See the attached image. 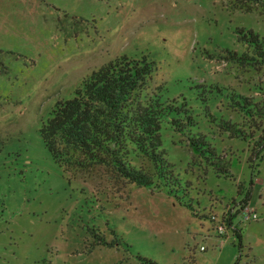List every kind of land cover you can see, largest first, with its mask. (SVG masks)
<instances>
[{
	"label": "rangeland",
	"instance_id": "1",
	"mask_svg": "<svg viewBox=\"0 0 264 264\" xmlns=\"http://www.w3.org/2000/svg\"><path fill=\"white\" fill-rule=\"evenodd\" d=\"M245 31L264 39V16L229 0H0V264H143L138 257L264 264V209L257 221L239 224L240 243L231 232L214 235L207 220L234 202L222 189L248 188L236 181L242 164L260 165L247 160L248 142L224 133L239 121L223 105L229 92L249 96L264 83V64L254 70L229 61L246 51ZM120 56L156 65L149 95L160 87L162 98L182 96L200 108L196 100L205 96L211 105L216 96L213 116L193 111L191 132L206 138L221 170L209 164L212 155L191 152L186 122L161 131L180 184L176 197L133 185L107 189L93 171L64 174L53 164L41 123L84 78ZM213 84L229 91H211Z\"/></svg>",
	"mask_w": 264,
	"mask_h": 264
},
{
	"label": "trees",
	"instance_id": "2",
	"mask_svg": "<svg viewBox=\"0 0 264 264\" xmlns=\"http://www.w3.org/2000/svg\"><path fill=\"white\" fill-rule=\"evenodd\" d=\"M229 1L238 10L264 16V0ZM240 39L246 41L248 47L229 61L257 70L255 65L264 64V39H258L251 31H245ZM155 71L156 65L145 56L140 60L120 56L84 78L70 99L56 102L38 130L53 164L64 174L93 171L108 184L107 189L133 185L163 190L176 197L180 184L161 148V131L164 125L179 130L180 124L186 122V141L191 152L205 160L212 155L209 164L221 170L213 161V149L206 138L191 132L195 126L191 123L195 116L193 111L207 110L206 114L213 116L216 106L212 104L218 99L213 96L209 105V98L203 96L204 100H200L205 101L203 105L195 98L200 108L189 104L182 96L162 98L158 92L160 87L149 95L147 90ZM207 87L220 94L222 89L229 91L217 84ZM252 87L253 94L249 96L235 90L229 92L230 100L223 105L233 111L239 121L227 123L224 133L228 139L248 142L251 146L247 160L259 162L264 151V83ZM246 197L247 192L240 203H230L220 216L207 213L216 234L217 226L223 227L226 233H234L240 243L241 231L232 228V220L237 208L247 203ZM138 259L143 264H153Z\"/></svg>",
	"mask_w": 264,
	"mask_h": 264
},
{
	"label": "crops",
	"instance_id": "3",
	"mask_svg": "<svg viewBox=\"0 0 264 264\" xmlns=\"http://www.w3.org/2000/svg\"><path fill=\"white\" fill-rule=\"evenodd\" d=\"M48 6V5H47ZM243 166L240 167L238 175H234L237 177V183L239 182H246L248 188H245L242 186V189L237 190L235 187V184L232 185L228 191L225 189L220 188V185H218L219 189L223 190V195H229V199H232L237 205L240 203L243 198H244V191L247 192V202H249L253 207H255L256 210L262 208L264 209V157L260 160V165L256 163L253 167H247L246 164H242ZM234 174H236V171H234ZM241 194V195H239ZM235 205H233L235 207ZM220 211L222 208L219 206L217 207ZM217 214V212H216ZM218 215V214H217ZM237 230H240V225L236 226ZM241 231V230H240ZM243 232L241 231L240 234ZM202 234V237H208V238H213L218 244H220V240L218 237H212L210 233H207L205 235ZM216 232L214 233V235ZM228 235H231L229 232L227 233ZM243 235V234H242ZM241 235V236H242ZM202 252V251H201Z\"/></svg>",
	"mask_w": 264,
	"mask_h": 264
},
{
	"label": "built area",
	"instance_id": "4",
	"mask_svg": "<svg viewBox=\"0 0 264 264\" xmlns=\"http://www.w3.org/2000/svg\"><path fill=\"white\" fill-rule=\"evenodd\" d=\"M258 219L259 217L255 207L247 202L237 208V213L234 217V220H232V228L236 229V226L239 224L255 222ZM217 235L224 239L227 236V233L223 227L217 226ZM199 251H204V248L202 246L199 247Z\"/></svg>",
	"mask_w": 264,
	"mask_h": 264
}]
</instances>
